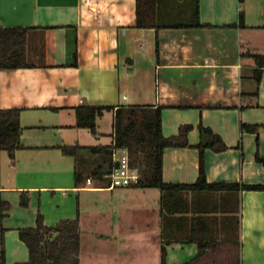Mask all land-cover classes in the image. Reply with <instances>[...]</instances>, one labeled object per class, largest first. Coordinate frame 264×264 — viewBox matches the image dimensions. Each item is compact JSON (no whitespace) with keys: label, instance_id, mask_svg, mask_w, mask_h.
<instances>
[{"label":"crops","instance_id":"1","mask_svg":"<svg viewBox=\"0 0 264 264\" xmlns=\"http://www.w3.org/2000/svg\"><path fill=\"white\" fill-rule=\"evenodd\" d=\"M199 3L203 27L157 30L136 26L137 0H0V27H30V67L0 70V107L22 108L24 145L14 163L8 152L0 153V199L10 203L3 219L8 264L29 259L18 229L35 226L39 213L49 227L79 218L77 232H53L54 264H161L162 242L166 264H264V190H243L239 203L229 199L225 208L217 199L219 212L211 215L217 217L216 248L182 241L175 221L168 228L173 240L165 244L157 188L108 189L107 173L102 179L92 173L106 170L109 158L86 148L73 156L61 150L111 145L120 106H161L165 136L190 126L189 146L164 152L165 182L194 183L198 145L216 134L227 149H205L208 182L264 184L257 160L264 158V57H255L264 56V0H244L241 8L240 0ZM80 104L112 106L98 117L97 136L75 127ZM77 187L78 195L63 193ZM151 189L158 190L152 199ZM128 190L136 191V201L102 203L100 220L85 219L83 211L92 214L98 206L92 193H122L115 197ZM82 195L90 201L84 210ZM227 216L240 219L233 220L232 232L223 227Z\"/></svg>","mask_w":264,"mask_h":264},{"label":"trees","instance_id":"2","mask_svg":"<svg viewBox=\"0 0 264 264\" xmlns=\"http://www.w3.org/2000/svg\"><path fill=\"white\" fill-rule=\"evenodd\" d=\"M244 0H240V8ZM137 23L139 28H187L203 27L200 20L199 0H137ZM30 27H0V70H13L30 67L26 61V37ZM157 52H159V41H157ZM259 60L264 57L255 55ZM262 70L256 71V78L260 81ZM52 109H59L53 107ZM76 112L75 127L88 128L94 135H98L97 119L112 106L80 104L74 107ZM162 107L151 105H128L115 109L114 115V142L111 145L80 146L64 145L61 147L65 155H76L80 149H90L94 153H100L109 158L110 164L106 170L101 167L94 170L92 176L102 179L104 173H109L113 167L112 154L116 148H130L132 138L139 132V120L144 124L145 134L141 137V145L148 147L151 152L152 166L150 171L142 173L138 184L130 187L136 188H157L160 191L161 205V228L165 236V244L173 240V232L168 228L171 222L175 221L177 227L182 226L180 239L184 242H197L199 250L216 248L220 243L213 230L217 220L212 213L219 212L220 204L228 206L229 199H237L243 190H264V184H245L240 182H208L204 164V151L212 148L216 151H224L227 145L223 139L214 135L209 143H200V172L194 183H170L163 179L164 152L167 148L189 146L188 133L189 125L181 126L175 135L165 136L162 127ZM22 108L0 107V153L6 151L10 160L14 163L16 152L24 145L21 142L22 126L20 123ZM248 131H256V125H244ZM202 130L213 134L209 129ZM131 151V150H130ZM257 160L264 166V158L257 157ZM133 166L140 169V166L131 161ZM141 170V169H140ZM143 171V170H141ZM224 201V202H222ZM21 205L27 206L29 199L21 195ZM10 203L0 199V264H8L6 260L5 238L6 228L3 226L5 211L9 209ZM224 212V211H221ZM176 213L183 215L173 218ZM191 216H188V215ZM223 227L227 232H232L233 220L240 223L239 216H227L224 219ZM233 227V228H232ZM80 228L79 218L61 220L56 226L49 227L44 224V217L38 214L36 225L32 227L19 228L20 239L29 250V259L14 262L12 264H51L50 260L56 256L54 252L55 241L50 238L53 232L75 233ZM225 237H230L226 234ZM167 249L161 248V264H166Z\"/></svg>","mask_w":264,"mask_h":264},{"label":"rangeland","instance_id":"3","mask_svg":"<svg viewBox=\"0 0 264 264\" xmlns=\"http://www.w3.org/2000/svg\"><path fill=\"white\" fill-rule=\"evenodd\" d=\"M145 134V129H144V124L140 122L139 120V132L132 138L131 140V145L130 148L128 149L130 152V156H131V161L134 159V162L137 163L140 166V169L143 170L141 171L140 169V173L142 175V173L146 172V174L150 171L151 166H152V157H151V152L150 149L148 147H144L143 145H141V137L144 136ZM131 150V151H130ZM115 193H119V191H115ZM111 191H107V192H99V193H92V197L91 198V202L95 203L98 206L94 207V211H92V214L90 211H83V214L85 215V219H98L100 220V210H98L100 207V205L102 203L105 204H112V202H123L125 201V203H132L134 201L137 200L136 198V191L133 190H128V192L123 193V195H117L115 197H113V194H115ZM158 194V190L157 189H151L150 191H148V196L150 199L153 198L154 194ZM88 194V193H87ZM86 194V195H87ZM122 194V193H119ZM86 195H82L83 197V206H82V210H84V208L86 207V204L84 202H86L87 204H89V200L85 199L84 196ZM224 202V201H222ZM91 214V216H90ZM59 243V242H58ZM51 264H54L55 262L52 263V261H50Z\"/></svg>","mask_w":264,"mask_h":264},{"label":"built area","instance_id":"4","mask_svg":"<svg viewBox=\"0 0 264 264\" xmlns=\"http://www.w3.org/2000/svg\"><path fill=\"white\" fill-rule=\"evenodd\" d=\"M113 167L105 178L109 181L108 189L127 188L138 184L141 180V173L138 167L133 166L128 148H116L112 154ZM90 182V179H88ZM82 188H72L71 190H63L66 194L72 191L75 195L80 193Z\"/></svg>","mask_w":264,"mask_h":264}]
</instances>
